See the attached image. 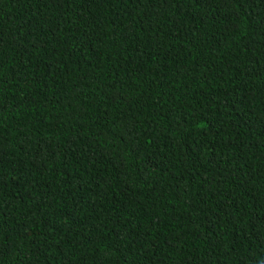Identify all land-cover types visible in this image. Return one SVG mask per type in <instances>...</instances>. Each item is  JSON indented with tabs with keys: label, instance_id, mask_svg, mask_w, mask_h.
<instances>
[{
	"label": "trees",
	"instance_id": "trees-1",
	"mask_svg": "<svg viewBox=\"0 0 264 264\" xmlns=\"http://www.w3.org/2000/svg\"><path fill=\"white\" fill-rule=\"evenodd\" d=\"M0 264H264V0H0Z\"/></svg>",
	"mask_w": 264,
	"mask_h": 264
}]
</instances>
